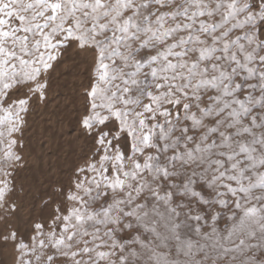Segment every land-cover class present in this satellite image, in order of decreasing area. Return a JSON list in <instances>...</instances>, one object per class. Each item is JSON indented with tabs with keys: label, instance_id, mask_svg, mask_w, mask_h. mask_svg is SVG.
<instances>
[{
	"label": "snow or ice",
	"instance_id": "snow-or-ice-1",
	"mask_svg": "<svg viewBox=\"0 0 264 264\" xmlns=\"http://www.w3.org/2000/svg\"><path fill=\"white\" fill-rule=\"evenodd\" d=\"M264 264V0H0V264Z\"/></svg>",
	"mask_w": 264,
	"mask_h": 264
},
{
	"label": "rangeland",
	"instance_id": "rangeland-1",
	"mask_svg": "<svg viewBox=\"0 0 264 264\" xmlns=\"http://www.w3.org/2000/svg\"><path fill=\"white\" fill-rule=\"evenodd\" d=\"M5 264H14V256L11 249H7L3 253Z\"/></svg>",
	"mask_w": 264,
	"mask_h": 264
}]
</instances>
